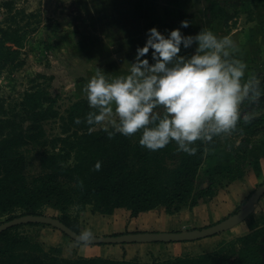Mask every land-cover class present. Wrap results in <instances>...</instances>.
Listing matches in <instances>:
<instances>
[{"label":"trees","instance_id":"16d2710c","mask_svg":"<svg viewBox=\"0 0 264 264\" xmlns=\"http://www.w3.org/2000/svg\"><path fill=\"white\" fill-rule=\"evenodd\" d=\"M0 11L7 15L0 25L1 76L24 66L23 50L36 30L33 23L40 24V15L19 9L16 0L0 1ZM210 15L213 20L224 21L228 31L239 17L238 12H229L218 1L211 2ZM257 78L262 96L257 103L245 101L241 106L238 131L233 134L235 139H241L235 163L228 165L230 172L211 177L206 188H198L197 181L210 152L235 148L236 143L221 137L207 145L197 141L193 145L197 148L195 155L178 151L175 142L152 151L139 144L140 133L132 137L116 134L111 139L103 129L89 133L85 117L91 109L86 98L73 103L62 114L57 96L39 87L25 91L15 106L0 95V217L11 220L23 215H45L44 209L50 208L60 214L57 218L64 224L80 233V214L87 207L100 215H113L117 209H125L132 218L159 208L168 215H176L185 208L192 210L201 201L214 197L216 185L223 179L232 182L243 177L249 136L264 127V74ZM246 113H255L247 125L243 122ZM76 118L82 122L76 124ZM51 120H58L61 129L60 135L53 138L47 136L44 127ZM82 124L84 130L80 129ZM29 145L40 149L42 170L32 177L27 175L23 151ZM223 155L229 162L231 154ZM97 162L101 164L99 171L94 170ZM23 226L0 233V264H264V226L220 243L213 252L150 263L58 257L54 248L48 252L33 236L17 231Z\"/></svg>","mask_w":264,"mask_h":264},{"label":"clouds","instance_id":"9594fccd","mask_svg":"<svg viewBox=\"0 0 264 264\" xmlns=\"http://www.w3.org/2000/svg\"><path fill=\"white\" fill-rule=\"evenodd\" d=\"M189 23L182 21L167 35L149 29L145 45L137 48L134 61H125L129 67L122 75L97 67L82 90L91 109L85 117L89 133L95 126H102L109 139L140 133L142 147L156 151L175 142L177 150L188 155L196 154L197 141L207 145L215 137L237 133L241 106L245 101L257 103L262 96L260 80L255 72L245 78L248 65L237 58L239 49L230 36L218 37L208 28L182 34ZM150 50L152 62L145 58ZM254 118L255 113H246L243 122L247 125ZM100 168L97 162L94 170ZM75 239L85 247L95 240L88 229Z\"/></svg>","mask_w":264,"mask_h":264},{"label":"rangeland","instance_id":"374dc122","mask_svg":"<svg viewBox=\"0 0 264 264\" xmlns=\"http://www.w3.org/2000/svg\"><path fill=\"white\" fill-rule=\"evenodd\" d=\"M16 1L19 9H25L28 14L40 15V24L33 21L36 30L31 34L29 42L23 50L24 66L16 70L5 71L0 76V95L7 99L8 104L15 106L22 99L25 91L39 87L50 92L52 96H57V107L62 114H65L73 103L86 98L82 91L83 87L94 75L97 67L112 76L126 73L129 66L125 61H134L137 48L143 47L146 43L149 29L155 27L167 35L171 30L180 28V24L184 20L190 22L189 27L181 28L184 35H195L202 28L212 31L215 28L214 24H211L214 20L206 15L210 0ZM232 12L234 11L232 10ZM6 16L4 11H0V25ZM192 51L194 48L187 51L182 49L181 54H190ZM145 58L152 62L151 50ZM44 127L49 138L61 133L58 120L46 122ZM80 129L84 130L83 124L80 125ZM95 129L99 130L103 127L95 126ZM249 137L251 141L254 134ZM226 139L236 143L235 148L228 149V152L225 151L231 154H227L229 158H235V152L238 151L236 148L241 139H235L233 136L224 138V141ZM39 150L33 145L23 148L27 158V175L29 177L36 176L42 171ZM214 157L213 153L208 156L202 167L204 174L213 168L212 164L217 156ZM224 158L222 156L221 160L225 161ZM200 181L201 176L198 178V188L202 186V181ZM72 212L74 216L75 212ZM44 213L53 217L60 215L50 208L44 209ZM86 215L88 218L83 217L82 220L80 218V229L89 226L92 221L91 214L88 212ZM105 216L100 218V224L111 227L118 221L113 220L115 217L106 221ZM6 220L7 217H0V224ZM51 228L43 224L40 226L24 225L17 231L33 236L46 251L51 252L54 248L56 256L73 259L74 253L71 252L73 245L69 247V245L62 244L55 236L57 234L55 229ZM69 240L76 242L70 238ZM216 244L218 243L200 245L195 250H188L187 253L177 250L170 255L165 252L157 256L150 253L151 256L138 261L150 263L180 257L177 255L197 256L213 252L217 249L214 247ZM106 245L117 246L116 244H102V246Z\"/></svg>","mask_w":264,"mask_h":264},{"label":"crops","instance_id":"0c3cea01","mask_svg":"<svg viewBox=\"0 0 264 264\" xmlns=\"http://www.w3.org/2000/svg\"><path fill=\"white\" fill-rule=\"evenodd\" d=\"M213 1H218L222 6L227 8L229 12H238L239 17L236 20V25L232 26L230 31L227 30L225 22L214 20V33L218 37L230 36L239 51L236 53L237 58L243 60L248 68L246 76L249 73L255 72L257 77L264 74V0H210L206 9L208 17L210 15V4ZM239 143V142H238ZM227 150L212 151L217 158L212 164V167L204 174L203 163L200 174L202 186H209L210 178L217 177L221 173L230 172L229 164H234V157L229 161L221 160L223 153ZM222 153V154H221ZM210 155V154H209ZM220 155H222L220 157ZM233 156V155H232ZM214 157V158H215ZM221 166V167H220ZM226 167V168H224ZM243 177L236 181H228L223 179L217 183L214 197L201 201L192 210L185 208L176 215H168L163 208L141 213L137 218H132L129 211L125 209H117L113 215H106V221L115 217L117 221L114 226L100 224V215L93 211L92 207H87L85 212L80 214L81 220L83 217L88 218V212L91 214L92 221L89 226L83 230H91L93 236H110L129 232H170V231H185L197 228L207 227L216 224L227 217L233 215L237 210L244 207V201L264 183V127H261L249 144L247 149V161L244 162L242 168ZM205 178V180H204ZM200 181V182H201ZM198 182V181H197ZM87 212V213H86ZM76 214V213H75ZM122 217V218H120ZM264 226V196L256 204L254 212L241 224L212 237L201 239L194 242H179V243H139L117 246H102L89 245L87 247L66 238L58 229L56 237L66 246L73 245L74 253L72 258H94L102 257L112 260H140L151 256L154 253L157 256L160 253L172 254L173 251L189 252L195 250L200 245L217 242L214 247L220 243L230 240H235L253 230ZM51 227V226H49ZM108 227V229H107ZM60 233V235H58ZM227 239V240H224ZM76 243V244H73ZM76 245V246H75ZM80 246V247H79ZM54 247V246H53ZM58 248L59 246H55ZM76 249V250H75ZM181 256V255H177ZM71 259V258H70Z\"/></svg>","mask_w":264,"mask_h":264},{"label":"water","instance_id":"95a60500","mask_svg":"<svg viewBox=\"0 0 264 264\" xmlns=\"http://www.w3.org/2000/svg\"><path fill=\"white\" fill-rule=\"evenodd\" d=\"M264 196V183L249 197L244 207L226 219L204 228L170 232H130L121 235L94 236V243L102 244H132V243H179L192 242L221 234L245 221L255 209L256 204ZM43 224L58 229L70 239L76 241L79 233L64 224L59 218L48 215H23L4 221L0 224V233L20 225Z\"/></svg>","mask_w":264,"mask_h":264},{"label":"bare ground","instance_id":"6f19581e","mask_svg":"<svg viewBox=\"0 0 264 264\" xmlns=\"http://www.w3.org/2000/svg\"><path fill=\"white\" fill-rule=\"evenodd\" d=\"M241 209H242V208H241ZM241 209H240V210H241ZM203 228H204V227H203ZM197 229H200V228H197ZM197 241H198V240H197ZM192 242H194V241H192Z\"/></svg>","mask_w":264,"mask_h":264}]
</instances>
